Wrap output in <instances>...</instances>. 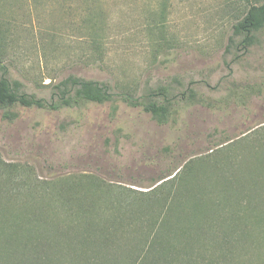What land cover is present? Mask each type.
Segmentation results:
<instances>
[{
	"label": "rangeland",
	"instance_id": "1",
	"mask_svg": "<svg viewBox=\"0 0 264 264\" xmlns=\"http://www.w3.org/2000/svg\"><path fill=\"white\" fill-rule=\"evenodd\" d=\"M248 7L247 0H0V76L48 102L71 74L119 94L115 102L61 109L18 104L10 109L13 120L0 107V161L17 169H0V228L18 210L35 207L48 222L27 217L22 232L33 226L48 238L54 225L86 227L78 210L92 207L95 218L114 222V238L138 241L166 217L189 215L191 199L184 202L181 193L194 186L215 223L218 211L222 221L241 203L243 230L229 239L228 255L215 253L218 261L264 264V173L246 172L264 161V29L248 47L234 33ZM159 87L175 108L164 124L120 97ZM188 233L168 229L161 237L198 243ZM2 243L0 235V254Z\"/></svg>",
	"mask_w": 264,
	"mask_h": 264
},
{
	"label": "trees",
	"instance_id": "2",
	"mask_svg": "<svg viewBox=\"0 0 264 264\" xmlns=\"http://www.w3.org/2000/svg\"><path fill=\"white\" fill-rule=\"evenodd\" d=\"M247 2L249 7L245 15L234 25L235 35L244 36L242 43L246 47L253 44L255 33L264 29V2L259 3L258 0H247ZM233 40L234 38L231 37L229 45L234 42ZM0 68L5 70L3 64H0ZM22 85L19 80L12 79L6 74L0 76V107L4 110V118L15 119L17 114L10 109L18 104L28 107L61 109L80 106L86 102H115L119 96L105 82L73 74L55 84L53 92L55 98L49 102L44 98L37 97L35 94L26 93L22 90ZM189 90L191 95H193L194 90L192 88H189ZM153 91H155L154 94L146 92L140 96L123 93L120 94V97L131 106L142 107L158 123H167L175 113L172 97L168 96L164 87H159L158 90ZM157 95H161L162 100H157L155 98ZM260 152L262 153L263 151ZM259 157L262 159V156ZM0 162L1 173H4V171L11 173L17 171L16 164ZM259 164L253 168H246L249 176L253 177L254 175L255 177L258 175L256 176L257 178L263 176L264 171H255L260 167L264 169V161L262 160L261 162L260 160ZM224 189L228 190L229 188L224 187ZM194 190L196 188L190 186L188 190L184 189V193H181L185 198L182 199L184 202L191 199L189 202L192 204L189 212L190 216L185 213L184 216L178 217L174 222H169L166 217L160 225V230L158 229L153 236L150 235L146 238L141 236L138 241L136 236L133 237L132 241L125 237V240L122 237L114 238V235L119 232L118 229H114L111 226L115 225L114 222H109V220L101 221L99 218H95L97 210L92 209V207H89V209L81 207L78 210L80 214L83 213L86 227L80 228L79 226V229H77L71 225H67L64 228L60 225H54L52 226V234L48 238L36 234L32 230L33 226L28 231L22 232L25 223L28 222L27 217L33 221L37 220L36 224L47 223L46 218L40 219L44 217V210L37 211L33 206L34 209L28 210L29 212L18 210L16 215L10 220H8L7 215L6 221L8 220V224L0 228L3 242V254H0V264H174L176 262L178 264L179 260L184 257L188 261L185 263L181 262L182 264H221L218 261L219 257L215 253L225 249L228 251V255L231 252L229 239L237 231L243 230L240 221L241 219L244 221L245 217H242L239 213L241 203L236 201L230 209L231 212H228V215H225L222 221L220 219H222L223 214L220 216L218 211L220 219L215 223L214 210H211V215L207 214V212L205 213V208L201 204V200L197 198L198 196ZM62 192L65 191H58L57 195L62 196ZM0 193L2 192L0 191ZM202 194L207 193L202 192ZM63 197H65L64 201L70 199V196H65V194H63ZM25 203L28 202L25 201ZM23 207L26 208V206ZM223 207L224 205L221 206L222 211ZM0 210H3L1 196ZM37 212H40V215ZM199 214H201L200 220L191 224L190 222L195 220L194 216L198 217ZM3 215L5 214L0 212V216ZM257 215L255 214L254 216L257 217ZM4 217L0 218V221L5 222L3 220ZM178 219H180L182 224L183 222H189L190 219L192 220L186 226H178L177 224H180ZM11 229L20 230V235L13 233ZM168 229H172L175 234L177 233L178 236L180 234L185 238L190 231L191 238L197 239L198 243L193 241V244L186 240L179 244L166 242L161 237V234ZM204 235L208 236L206 240L202 239ZM141 242L143 243L139 245ZM208 252H211L212 255H210L209 259H206L204 254ZM179 253L182 257H179Z\"/></svg>",
	"mask_w": 264,
	"mask_h": 264
}]
</instances>
